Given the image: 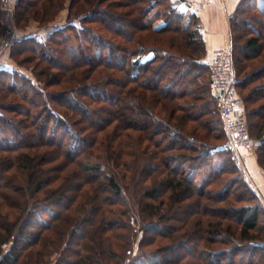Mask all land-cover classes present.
<instances>
[{
    "label": "trees",
    "instance_id": "16d2710c",
    "mask_svg": "<svg viewBox=\"0 0 264 264\" xmlns=\"http://www.w3.org/2000/svg\"><path fill=\"white\" fill-rule=\"evenodd\" d=\"M14 1L20 27L40 29L68 2ZM115 2L70 0L64 25L17 40V68L0 67V123L21 138L0 135V164L23 184L17 204L0 193V264H264V199L230 145L197 17ZM229 20L264 169V7L241 0Z\"/></svg>",
    "mask_w": 264,
    "mask_h": 264
},
{
    "label": "rangeland",
    "instance_id": "374dc122",
    "mask_svg": "<svg viewBox=\"0 0 264 264\" xmlns=\"http://www.w3.org/2000/svg\"><path fill=\"white\" fill-rule=\"evenodd\" d=\"M116 2V5L117 4H119V5H125L126 3L124 2V0H115ZM181 1H183V0H174V5L175 6H177L179 9H180V11H182V12H184L182 9L183 8H180L179 6H180V4H182V2ZM258 3L262 6V7H264V0H258ZM100 7H102V8H105V9H110V10H112V11H116V10H114V8L112 9V8H109V6L107 5V4H103L102 6H100ZM183 7V6H182ZM2 10H3V19H2V23H3V30H2V33L0 34V46H1V44H2V42H3V40H5L6 39V37L9 35L8 33H9V30H10V28H14L13 30V35H14V37H13V40L15 39V37H18L19 39H21V38H23V37H26V36H31V35H37V36H39L41 39H45V38H47L49 35H50V33L52 32V28H57V27H60L61 25H64L65 23H66V21H67V17H68V15H69V13H70V0H68V2L66 3V6L63 8V9H61V10H59L58 11V13H57V15H56V17H55V19H54V21L51 23V24H49L50 25V27L49 28H45V29H40V24H39V22L38 21H36V20H32V21H30V23L26 26V27H20V25L18 24V17H17V14H16V8H15V1L14 0H11L10 1V3H8V2H4L3 3V5H2ZM118 11H124V10H118ZM185 13V12H184ZM158 23H160V22H158ZM10 25L12 26V27H10ZM16 31V32H15ZM18 39V40H19ZM74 45H75V43H73ZM11 48L12 47H10L3 55H2V57L0 58V67H8V68H12V69H14V68H17L14 64H15V56H17L16 54H15V56H13V58H12V56H11ZM18 57V56H17ZM254 62V61H253ZM211 65H212V63H210ZM21 70L23 71V73H25V74H27L28 76H33L32 75V73H31V70H29V69H26L25 67H23V68H21ZM250 69H248L247 71H249ZM238 90V89H237ZM238 92H239V90H238ZM264 102V101H263ZM8 116H10V114H7ZM12 115V114H11ZM13 116V115H12ZM0 135H2V136H14V138H15V141L16 140H18V139H21L18 135H15V134H12V132H13V130L9 127V126H7L6 124H2V123H0ZM251 135H252V133H251ZM252 137H253V135H252ZM228 138H229V140H230V137L228 136ZM254 138V137H253ZM255 139V138H254ZM256 140V139H255ZM19 141V140H18ZM258 145V143H257V140H256V145L252 148V149H249V150H243V154L245 153V152H248V151H250V152H254L255 154H256V156H258L257 155V153H256V150H257V146ZM1 155H5V154H1ZM245 155H246V153H245ZM258 158V157H257ZM239 159V158H238ZM239 164H240V167L244 170V173H245V175H246V177L251 181V182H253V184L255 185V187H256V189L259 191V193L262 195V197H263V199H264V192H262L261 190H260V188H259V186H258V184L256 183V180H255V178H254V176H252V174L250 173V171H248L247 169H246V161H245V159L243 158V159H239ZM11 162L10 163H6V161H5V164L4 165H2V164H0V193L4 196V195H6V197H8L9 198V202L12 204V205H14V204H17V202H14L12 199H13V196H14V194H16V193H19L17 190H19L20 188L22 189V187L21 186H23V184L21 183V182H19L18 184H16V188L17 189H15V188H12L11 186H10V184H7V181L8 180H10V179H13V181L15 180L14 178H16L15 176H14V174L16 173L15 172V169H13V170H9V172L7 171V167H9V166H11ZM131 176V174H127V176H126V179H125V182H124V185L126 184H128V182H129V179H128V177H130ZM17 181H19V180H17ZM15 182V181H14ZM153 185V183L152 182H150V186H152ZM13 187H15V185L13 184ZM10 188H12V190H13V192L12 193H10V195H9V190H10ZM7 191H9V192H7ZM96 193H97V197H96V199H94V201L92 202V204H93V206L94 207H96V208H98V207H100L101 206V203H102V199H105V198H108V199H110V194H108V193H106V191H103V190H96ZM129 195L131 194H133V193H131L130 192V190H128V192H127ZM9 195V196H8ZM63 196V195H62ZM11 198V199H10ZM16 199V198H15ZM5 200H2V202L1 203H3ZM63 201H65V200H63ZM45 207H43L42 206V209H40V213H42L43 215H46V213L44 212V209ZM3 209V211L5 212V211H11V210H8L6 207H3L2 208ZM55 209H57L56 207H55ZM15 210H13V213H16V212H14ZM17 214V213H16ZM15 214V215H16ZM172 215H170V217L172 218V217H180V216H178V215H173V213H171ZM14 215V216H15ZM170 218V219H171ZM172 225H178V223L177 224H175L173 221H171L170 222ZM31 228H33V227H31ZM34 232H35V230H34ZM181 240H184V238H181ZM185 240H187V241H189L188 240V238L186 237V239ZM14 242L12 241V242H10L7 246H6V249H8L9 250V248L11 247V245L13 244ZM147 248V247H146ZM155 248H158V245L157 244H153L152 246H150V247H148V249L149 250H155ZM179 250V249H178ZM177 250V251H178ZM174 252V250H164V255H171V253H173ZM176 251V250H175ZM181 251L179 250V253H180ZM177 255V254H176ZM236 264H243V261H241V260H237L236 261Z\"/></svg>",
    "mask_w": 264,
    "mask_h": 264
},
{
    "label": "built area",
    "instance_id": "2783aa9c",
    "mask_svg": "<svg viewBox=\"0 0 264 264\" xmlns=\"http://www.w3.org/2000/svg\"><path fill=\"white\" fill-rule=\"evenodd\" d=\"M13 29L10 28L9 35L0 46V58L19 39L15 37L13 40ZM211 68L212 87L222 105L224 125L230 137V145L241 160L243 159L242 151L252 149L256 145V140L251 135L244 112V102L235 86L236 72L230 44L215 52Z\"/></svg>",
    "mask_w": 264,
    "mask_h": 264
},
{
    "label": "crops",
    "instance_id": "0c3cea01",
    "mask_svg": "<svg viewBox=\"0 0 264 264\" xmlns=\"http://www.w3.org/2000/svg\"><path fill=\"white\" fill-rule=\"evenodd\" d=\"M241 0H183L180 8L188 14L197 17V24L207 43V63H212L215 52L230 44V17L235 13ZM183 6V7H182ZM246 153V155H245ZM242 158L246 161V169L254 176L260 190L264 192V169L259 165L254 152H245Z\"/></svg>",
    "mask_w": 264,
    "mask_h": 264
},
{
    "label": "bare ground",
    "instance_id": "6f19581e",
    "mask_svg": "<svg viewBox=\"0 0 264 264\" xmlns=\"http://www.w3.org/2000/svg\"><path fill=\"white\" fill-rule=\"evenodd\" d=\"M9 34V33H8Z\"/></svg>",
    "mask_w": 264,
    "mask_h": 264
}]
</instances>
